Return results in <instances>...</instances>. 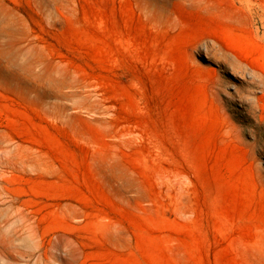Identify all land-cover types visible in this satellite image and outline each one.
I'll list each match as a JSON object with an SVG mask.
<instances>
[{
  "label": "rangeland",
  "instance_id": "obj_1",
  "mask_svg": "<svg viewBox=\"0 0 264 264\" xmlns=\"http://www.w3.org/2000/svg\"><path fill=\"white\" fill-rule=\"evenodd\" d=\"M0 264H264V0H0Z\"/></svg>",
  "mask_w": 264,
  "mask_h": 264
}]
</instances>
